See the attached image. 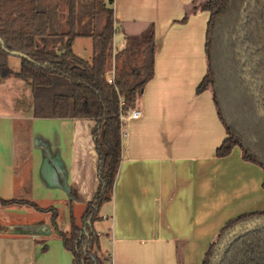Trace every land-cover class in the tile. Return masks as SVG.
<instances>
[{"label": "crops", "instance_id": "crops-1", "mask_svg": "<svg viewBox=\"0 0 264 264\" xmlns=\"http://www.w3.org/2000/svg\"><path fill=\"white\" fill-rule=\"evenodd\" d=\"M112 1L113 52L151 26L155 46L153 77L134 108L141 117L124 124L112 195L93 224L99 250L112 264H202L226 224L264 212V173L238 147L215 156L226 131L211 91L196 93L207 69L209 13L193 12V0ZM72 52L89 61L91 38H76ZM8 65L17 73L20 59ZM94 126L35 117L31 85L0 79V198L56 211L58 230L68 234L70 214L78 224L98 188ZM0 264H72L51 212L0 204Z\"/></svg>", "mask_w": 264, "mask_h": 264}, {"label": "trees", "instance_id": "trees-1", "mask_svg": "<svg viewBox=\"0 0 264 264\" xmlns=\"http://www.w3.org/2000/svg\"><path fill=\"white\" fill-rule=\"evenodd\" d=\"M63 1L67 3L65 30L56 25L48 2L0 0V40L7 51L26 57L20 59L19 71L14 73L8 65L9 54L0 45V79L15 77L31 85L35 117L95 122L91 135L98 157V188L84 208L81 225L70 214L68 234L58 230L54 210L1 198L0 204H27L51 212V226L72 254V264H109L99 250L93 224L100 207L110 200L118 174L124 127L120 116L135 108L145 84L153 77V27L141 40L129 39L113 57V1ZM77 2L83 6L91 3L88 26L78 20ZM192 10L209 13L207 69L196 93L211 91L226 131L215 156L224 158L238 147L242 160L264 173V0H204ZM186 19L187 15L182 21ZM78 37L92 40L89 61L72 52ZM112 58L114 81L109 83L105 74ZM246 225L251 227L244 228ZM202 264H264V212L243 215L226 224Z\"/></svg>", "mask_w": 264, "mask_h": 264}, {"label": "rangeland", "instance_id": "rangeland-1", "mask_svg": "<svg viewBox=\"0 0 264 264\" xmlns=\"http://www.w3.org/2000/svg\"><path fill=\"white\" fill-rule=\"evenodd\" d=\"M204 0H195V4L198 6H201L203 4ZM49 5L52 7L51 14L54 17V19L59 18L60 21L65 19V15L67 14V3L65 1H57V2H50ZM78 5V20H82L83 24H86L88 26V21L90 20V13L91 11V3H87L85 6L81 2H77ZM57 7V8H56ZM83 42V41H81ZM81 46V51H82ZM113 52V51H112ZM114 52L112 53V56L114 57ZM15 58V57H13ZM139 61H141V58L139 57ZM137 61V62H139ZM12 69V68H11ZM113 72V73H112ZM114 72H115V61L114 58H112V61L110 65L107 68L106 72V79H112L114 81ZM78 225H81V222L78 220ZM108 264V263H107Z\"/></svg>", "mask_w": 264, "mask_h": 264}, {"label": "built area", "instance_id": "built-area-1", "mask_svg": "<svg viewBox=\"0 0 264 264\" xmlns=\"http://www.w3.org/2000/svg\"><path fill=\"white\" fill-rule=\"evenodd\" d=\"M113 73V72H112ZM109 83H113L112 79L107 80ZM141 117V111L138 109H132L127 111L126 114L120 116V120L125 124L129 120H137ZM109 264H112L111 262Z\"/></svg>", "mask_w": 264, "mask_h": 264}, {"label": "water", "instance_id": "water-1", "mask_svg": "<svg viewBox=\"0 0 264 264\" xmlns=\"http://www.w3.org/2000/svg\"><path fill=\"white\" fill-rule=\"evenodd\" d=\"M0 45H1L2 49H3L5 52H7V53L9 54L10 57H15V58H18V59H22V58H23V59H26L25 56H23L22 54H20V53H18V52H14V51L9 52V51H7V50L4 48V45H3V43H2L1 40H0ZM250 227H251V225H246V226H244V228H250ZM236 231H238V229H237ZM230 236H231V235H228V236L226 237V239H228Z\"/></svg>", "mask_w": 264, "mask_h": 264}]
</instances>
